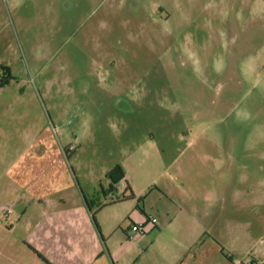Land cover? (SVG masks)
<instances>
[{"label": "rangeland", "instance_id": "rangeland-1", "mask_svg": "<svg viewBox=\"0 0 264 264\" xmlns=\"http://www.w3.org/2000/svg\"><path fill=\"white\" fill-rule=\"evenodd\" d=\"M1 66L0 264H264V0H0Z\"/></svg>", "mask_w": 264, "mask_h": 264}, {"label": "crops", "instance_id": "crops-1", "mask_svg": "<svg viewBox=\"0 0 264 264\" xmlns=\"http://www.w3.org/2000/svg\"><path fill=\"white\" fill-rule=\"evenodd\" d=\"M162 195V194H161ZM125 201H119V202H117L115 205H121V204H123ZM145 207V205L143 206V208ZM90 211V213H91V210H89ZM155 218V217H154ZM144 220L143 219H139L138 217H135L134 219H132V225L130 224V226L127 228V230L126 231H124V233H126L125 234V238L127 239L128 237H129V234L132 232V230H129L130 229V227H132V226H134V225H139V224H142V222H143ZM104 230L103 229H100V234L97 236V234H95V233H93V234H91V236H93V239H95V250H94V254H95V256L97 255V254H99V252L100 253H102L103 252V247H105L106 248V250H107V253H108V256H109V258H110V260H111V262H112V264H116V262H115V258H114V249H111V247H110V241H109V237H111L112 236V231L110 230L109 232H108V237H107V240L108 241H106V240H104V239H102V242H101V244H99V236H101L102 238L103 237H106V235H104ZM134 232V231H133ZM134 233H137V232H134ZM189 235L188 234H186V233H184V234H182V238L183 239H186L187 237H188ZM190 237V236H189ZM128 245V244H127ZM183 247H184V249H186L187 250V246H186V244L184 243L183 244ZM183 252L184 251H182V253H180V254H182L183 255ZM184 256V255H183ZM180 258H177V261L176 260H174V261H172V263L173 264H175V263H177L178 261H181V259L179 260ZM133 261V259L131 260V261H128L127 262V264H136V261H134V262H132ZM132 262V263H131Z\"/></svg>", "mask_w": 264, "mask_h": 264}, {"label": "trees", "instance_id": "trees-1", "mask_svg": "<svg viewBox=\"0 0 264 264\" xmlns=\"http://www.w3.org/2000/svg\"><path fill=\"white\" fill-rule=\"evenodd\" d=\"M0 69L3 71V78L0 81V86L3 84H8L11 81V70L10 68L6 67V66H1ZM124 175H119V178H123ZM118 183V180H114L113 181V185L111 186L112 191H114L116 188L114 187V185L116 186V184Z\"/></svg>", "mask_w": 264, "mask_h": 264}, {"label": "built area", "instance_id": "built-area-1", "mask_svg": "<svg viewBox=\"0 0 264 264\" xmlns=\"http://www.w3.org/2000/svg\"><path fill=\"white\" fill-rule=\"evenodd\" d=\"M0 79H1V75H0ZM11 212H12L11 209H9V210L7 211V213H11ZM151 222H152L154 225L158 224V220H157V218H154V217L151 218ZM129 230H132V231L137 232V233H145V225H144V224L134 225V226L130 227Z\"/></svg>", "mask_w": 264, "mask_h": 264}]
</instances>
